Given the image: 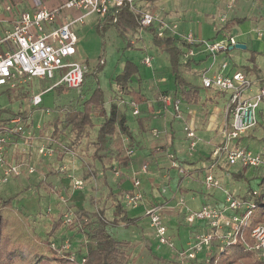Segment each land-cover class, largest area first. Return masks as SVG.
Instances as JSON below:
<instances>
[{
    "label": "rangeland",
    "instance_id": "1",
    "mask_svg": "<svg viewBox=\"0 0 264 264\" xmlns=\"http://www.w3.org/2000/svg\"><path fill=\"white\" fill-rule=\"evenodd\" d=\"M139 1L136 4L140 11L148 12L147 9H144L141 5L139 6ZM246 22L248 23V21ZM207 31L208 30L205 29V38H207ZM96 34L97 38L95 37V42L91 43V41H85L86 44H83V59L79 58L87 65L89 70L82 92L83 98L86 100L98 84L104 93L105 108L107 109L111 102H118L114 97L111 86L113 84V78L122 69L121 64H124L126 61H132L137 65L139 73H143L144 67L140 65L139 59L142 58L147 46H152L151 36L148 33H144L142 40L137 41L132 47H128L127 40L120 39L113 29L109 30L107 33L105 32L103 38L98 29H96ZM147 37H149L150 40L147 39ZM147 51V57L149 56L150 59L151 56L155 57L153 64L157 65L159 68H163V71H167V74H169L170 67L168 55L162 52L161 49H158V53H155L156 51L154 50L150 52L149 50ZM238 51L239 50H232L228 52H233L232 54L235 57ZM101 54L104 55L105 64L102 71L94 78L91 72L97 65L98 58ZM257 60L260 65L263 64L264 55L258 56ZM134 80H136V77H133V81ZM51 85L52 83L48 82L44 85V88L42 84H34L25 81L16 85L11 92L0 94L1 109H8L14 114L32 112V110L36 112L34 114L31 113L28 119L29 131L31 132L29 139L21 140L8 138V153L10 155L13 154L16 162L20 163V175H13L7 178L6 182L3 183L0 181V197L3 199L10 196L14 197V208L17 211L19 210V212L27 218V220L23 222L27 225L30 224L34 232L43 239H46V234L51 228V223L58 218V215L64 220L65 215L70 212H74V215H77L75 211L78 213L86 212L92 216V213L96 212V210L103 209L106 220H111L112 206L111 201L106 200L108 190L103 183V175L106 177L108 187H110L114 193L118 192L117 183L119 180H124V182L129 185H127V187L123 186L121 189H130L132 187L133 178L141 177L142 179L139 180L143 185V188L140 189L142 200L137 207L142 206L144 212L146 208L154 205H170V209H167L166 212L172 213L174 211L173 214L179 212V216L172 217L173 219L167 224L168 233L174 237L172 238L173 246H160L154 238V233L149 226L146 216L143 213H136L133 211V209L137 207L133 208L127 206L124 200L121 199L127 209L128 215L138 220L139 228L126 226L113 228L109 226L107 232L115 240H126L133 244H137L133 250L129 251L128 264H177V261H175L178 259V256L175 257L176 252L179 251V249H186L187 245L194 242L195 236L199 232L208 229L201 223V225H199V223L187 225L184 221L185 208L178 209L176 205L166 204V202L163 203L165 200L169 201L174 197V202L176 204V201L181 198L185 207L194 210L196 209L195 207L198 206V203L212 206V202L219 200L220 205L224 204L225 193H228L233 198L239 199L248 196L247 194L249 192L256 191L258 194L255 198L258 201L260 195H264V184L260 185L261 177L264 174L263 145L257 149H249L252 153L262 154V162L260 165L255 168H244L243 171H241V173L243 172L242 177L237 178L232 177L230 173H236L241 170L240 166L235 165L229 167L223 149L215 154L218 148L225 145L221 131H218L223 125V122H225V112H220L219 118L214 122V124L217 125L215 129H206L207 124L202 122V120L196 127L193 125L190 126L194 133L192 140L187 138L186 131L184 130L185 127L189 126V122L182 120L180 127H178L177 125L172 126L171 124L167 126L165 120H161V126L156 127L153 124L146 133L141 134L138 130H135V117H133L131 113H128V125L137 140H134L133 149L135 153L132 158L130 157L131 165L125 170L115 168L112 170L105 169V172H103L99 162L92 160V148L90 147L95 141L97 126L101 122L99 117H94V129L89 131L88 138L77 148H70L67 130L63 132L61 138L57 141L50 137L51 128L46 130L44 136L39 135L37 139L35 138V135L38 134L44 124L47 122L54 123L56 121H62V114L69 106H79L84 102L83 98L78 97V92L74 90L69 91V89L67 90L61 87L60 90L53 88L49 92L44 93L41 105L33 107L30 103V98L33 95L42 93ZM164 90H166L165 87L160 93ZM157 91L158 89L149 90L152 99H155V94H158ZM202 91L200 92L201 97L204 96ZM172 92L173 91H169V93ZM208 96L220 98L219 93L215 94L212 92L209 93ZM208 96L205 100H208ZM129 101H131V99H125L123 104L119 102V107L126 110V103ZM197 106L198 110H200L199 104ZM161 107H163V110L167 113H161L160 117H158L159 119L166 118L165 116L167 114L169 116V121H172L173 118L178 119V117H181L180 115L184 112V105L182 104L180 108H182L181 110H183V112L179 111L178 113L164 106ZM207 114L212 115L215 114V112H206V115ZM208 122H210V120ZM250 136L251 134L248 138H250ZM51 141H54L53 146L49 144ZM192 142L194 143L193 148L190 147V143ZM159 143L161 145H166L167 148L179 145V147H182V150L184 149L183 151H188V154L184 153L185 158L193 161H185L184 163H192L200 160L201 162L198 163L196 168L206 166L205 160L209 158L210 161L213 162L215 176L219 180L221 187L211 189L207 192L208 190L204 188L202 172L196 169L194 170V167H192V171L186 166L184 167L187 168V170L181 166L182 172L172 170L167 155V152L171 150H157V148H161L159 145L153 147ZM172 143L174 145H172ZM240 144L243 146H250L247 139L241 140ZM41 146L46 148L55 147L54 153L51 156L43 157L38 154V149ZM232 146V143H230L229 147L231 148ZM26 163L34 170L33 174L29 173ZM141 166H146L148 170L147 175H141L139 171ZM53 167L55 169H61L55 176H50V178H48L49 180L46 178V180L53 185V191L48 193L42 189H37V183L43 179L44 175ZM1 179L2 177L0 174V180ZM74 180L82 181L83 186L81 189L78 190L73 188ZM153 187H155V189ZM162 189L165 190L164 194L162 193ZM196 199L200 200L192 207L190 203L193 201L197 202ZM220 205H216V207L222 210L224 206L221 207ZM92 219L94 220V218ZM249 219L250 217L248 221ZM143 236L151 242L157 259L153 258L145 248L142 240ZM175 240L177 241L176 243ZM49 241L54 244L55 248L63 247L62 252H70L73 254L78 251L80 252L87 240L85 237L77 234L75 229L63 223L61 228ZM212 246H214L213 249L217 248L219 250L225 247V245L222 246L218 242ZM208 251H210V248L205 251V254H207ZM199 258L202 257L196 256V260H194L195 262L192 264H201V262L198 261ZM188 264H191V261H189Z\"/></svg>",
    "mask_w": 264,
    "mask_h": 264
},
{
    "label": "built area",
    "instance_id": "2",
    "mask_svg": "<svg viewBox=\"0 0 264 264\" xmlns=\"http://www.w3.org/2000/svg\"><path fill=\"white\" fill-rule=\"evenodd\" d=\"M139 0H67L61 6L49 9L42 0H27L22 7L18 0H0V94L10 91L16 85L32 80H40L52 83L42 93L33 95L30 103L33 107L40 106L42 96L58 86H64L81 94L82 87L88 74L87 65L77 57V35L74 29L76 24H81L84 18L95 14L103 19L110 8L127 4L129 9L139 14L137 23L141 29L155 27L157 18L150 12L137 10L136 3ZM67 11H79L81 14L75 19H68ZM158 31L168 29L156 26ZM184 42L191 45L184 55V61L192 60L196 55L215 58L225 55L229 48L237 44L233 37L226 35L216 36L207 40H198L193 34L173 33ZM161 34H159L160 36ZM142 64L151 67V59L145 57ZM201 87L213 93H223L227 97L225 108V122L221 135L225 145L218 148L215 154L221 149L224 150L226 161L229 167L239 165L246 168H255L262 162L261 153L234 147L233 143L238 139L247 137L257 126L264 127V75L258 81L248 73L233 69L227 61H223L220 70L201 80ZM159 102L165 108L175 113L180 111L181 101L170 94H161ZM132 116L139 115L138 105L132 100L127 102ZM186 136L193 139V129L185 127ZM20 134L28 139L31 132L20 117L10 121V125L0 131V174L2 183L11 176L20 175V166L12 164L8 153V136ZM126 148V154L132 156L134 151L128 146V139L122 136ZM232 143V147L229 145ZM194 147V143H190ZM53 149L41 146L38 154L43 157L51 156ZM171 167L182 172V168L169 156ZM63 169V168H62ZM29 173L34 170L29 168ZM142 173L147 172L146 166L141 168ZM204 186L207 190L220 188V182L215 176L214 166L211 165L205 170ZM133 191L123 198L127 206L136 208L142 200L140 192V181L133 178ZM81 180L73 181V188L81 189ZM162 193L165 190L162 189ZM256 191L252 192L255 196ZM176 208L184 209V221L187 225L202 223L208 229L199 232L194 242L187 245L186 249L176 252L177 264H188L211 248L212 244L220 243L222 246L235 244L242 238V228L247 224L251 216L253 203L233 198L225 193L224 207L218 209L216 206L204 205L197 210L185 207L180 198L175 204ZM222 207V206H221ZM167 206L154 205L145 209L149 226L154 233V238L160 246H173L172 236L168 233L167 220L164 211ZM75 215L73 212L65 215L64 224H71ZM254 240L253 250L257 252L258 258L264 262V220L253 228L250 234ZM54 245H52L53 247ZM54 248V247H53ZM73 258V256H72ZM83 262V260H81Z\"/></svg>",
    "mask_w": 264,
    "mask_h": 264
},
{
    "label": "trees",
    "instance_id": "3",
    "mask_svg": "<svg viewBox=\"0 0 264 264\" xmlns=\"http://www.w3.org/2000/svg\"><path fill=\"white\" fill-rule=\"evenodd\" d=\"M138 17L139 14L133 13L127 4L114 6L108 10L107 15L101 20V24L98 28L99 32L103 38L105 32L109 28H113L120 39L127 40L128 47H132L133 44L131 41L135 40L140 32L143 31L148 33L151 36L152 45L161 49L162 52L168 55L170 73L174 86L172 93H169L168 90H164L157 95L155 94V98L159 105L163 106L158 100L161 94H170L174 98L179 99L181 104L198 105L200 102V88L187 83L180 72V69L189 63L188 60L184 61L183 55L187 50H190L192 46L184 42L181 38L176 37L170 29H163L161 32L158 31L157 27L153 26L141 29L137 23ZM249 20L252 19L238 18L229 23L234 22L236 24H242ZM219 31L216 36H218ZM159 34L161 35L159 36ZM263 55L262 52H252L251 62H254L256 57ZM104 64V55L101 54L98 58L97 65L91 72L94 78L102 71ZM238 69L248 74L256 70L255 67H240ZM137 74L138 67L134 62H124L120 72L113 78V84L111 86L114 97L118 102H111L106 109L104 93L98 84L86 100H84L81 90V94H78V97L83 98L84 102L79 106H69L62 114V121H56L54 123L47 122L44 124L38 134L35 135V138L37 139L39 135L44 136L46 130L51 128L50 137L57 141L61 138L63 132L67 130L70 148H77L88 138L89 131L94 129L95 125L93 119L97 116L101 119V122L97 126L95 141L90 146L92 148V160L99 162L103 172H105V169L112 170L116 168L125 170L129 168L131 165V156L126 154L122 136L128 139V146L134 151V135L128 125L127 117L128 113L131 112L128 105L126 110L121 109L119 107V102L123 104L125 97H131V100L138 105L142 100L143 96L140 92H135L130 87L132 78ZM87 76L88 75H86V77ZM57 89H61V87L58 86ZM5 92L9 91L7 90ZM33 111L34 110H32V112L14 114L8 109L0 108V131L2 128L9 126L10 121L16 117H20L22 122L26 124V127H29L28 119ZM133 117L136 119L137 130L140 131L141 134L148 131L151 121L155 119L152 115L141 118L137 116ZM27 129L30 130L29 128ZM250 134L251 132L247 137L238 139L233 143L234 147H241L249 150L246 146L238 144V142L240 143L241 140L248 139ZM8 138L25 140L20 134H11ZM260 140L264 147V136ZM53 143L54 141L49 142L51 146L54 145ZM49 149L54 150L55 147ZM166 149V145L157 148V150L162 151ZM9 158L12 164L20 166V163H17L14 159L13 154L10 155ZM174 160L185 170H187V168L184 166L190 168V171H192V167H194V170L201 171L203 174V182L205 170L213 165V162H211L209 158L205 160L207 165L204 167L200 166L199 168H196V166L201 162L200 160L192 163L186 162V164L178 161L176 157ZM26 167H28V169L31 168L27 163ZM240 168L241 170L238 172L230 173L231 176L235 178L242 177L243 172L241 173V171L246 167L240 166ZM60 170V168H51V170L44 175L43 179L37 183V189H42L51 193L53 191V185L48 182V178H50V176H55ZM46 178L48 180H46ZM261 178L260 185L264 184V174ZM102 179L108 190L106 200L111 201L112 218L110 221L106 220L103 209L96 210V212L92 213V216L86 212L78 213L75 211L77 215H75L72 223L64 225L75 229L76 233L85 237L87 241L82 246L83 248H81L80 252L78 251L73 254L70 252H62L63 247L55 248V246H53V248L52 245L54 244L49 241L64 223L60 215L51 223V228L46 234V239H43L34 232L30 224L27 225L23 222L27 220V218L24 217L19 210L17 211L14 208V197L10 196L6 199L0 197V264H128L129 251L133 250L137 244H133L126 240H115L109 235L107 228L109 226L113 228L119 226L139 228L138 220L128 215L127 209L121 201L126 194L132 193L133 185L130 189H121L125 182L124 180H119L117 183L118 192L114 193L113 190L108 187L105 175H103ZM209 191L210 190L207 192ZM252 192H249L247 194L248 196L239 198L240 200L251 201L253 203L250 219L241 230L242 238L238 239L235 244H229L221 250L217 248L213 249L214 246H211L207 254H205V252L199 253L197 257H202L198 260L201 264H264V262L258 258L257 252L253 250L254 240L250 236L253 228L264 220V195H260L258 201L255 198L258 192L255 196L252 195ZM204 205L205 204L202 206ZM223 205L224 204H221L220 206ZM92 218H94V220ZM142 240L149 254L157 259L151 242L144 236ZM81 260H83V262ZM194 260H196V258L191 260V264L195 262Z\"/></svg>",
    "mask_w": 264,
    "mask_h": 264
},
{
    "label": "crops",
    "instance_id": "4",
    "mask_svg": "<svg viewBox=\"0 0 264 264\" xmlns=\"http://www.w3.org/2000/svg\"><path fill=\"white\" fill-rule=\"evenodd\" d=\"M18 1L20 2V5L22 7H24L27 2V0H18ZM42 1L47 8L54 9L61 6L67 0H42ZM140 5L144 7V9H147L148 12L156 16L157 23L155 24V27L156 26L166 27L170 29L172 33L175 32L181 34L191 33L198 40H207L208 38H210V36L211 38H214L217 35V32L220 30L218 36L226 35L227 37H233L237 43H241L246 46V49L244 51L239 50L235 57L232 54L233 52L232 53L228 52L225 55H219L215 58H210L207 56L202 57L201 55H196L192 60H189V63L187 65L183 66L180 69L181 75L184 78V80L193 86L199 87L200 92L203 90L202 92L204 93V96L202 97L200 96V102H199L200 110H198L197 105H186L182 103V105H184V112L183 110H181L182 108H180V112H183L180 115L181 117H178V119L173 118L172 121H169V116L167 114L165 116L166 118L163 119L158 118L160 117L161 113H167V112H165L163 110V107L159 105L156 98L152 99L150 97V92H149L150 89H158L157 92L160 93V91H162L164 87L168 91L174 90V86L171 80L172 76L170 73V68H169V74H167V71L164 72L163 68H159L157 67V65L153 64V60L155 58L153 56H151V60H152L151 67H146L145 65L142 64L143 58L147 57V53H148L147 50H149V52L154 50L156 51L155 53H158L157 51L159 48L153 45L147 46L146 50L144 51V54L142 55V58L139 59L140 65H143L144 67L143 73H139L138 70V74L134 76L136 77V80L133 81V78L131 80L130 87L132 88V90H134L135 92L137 91L140 92V94L143 96L142 100L138 104L139 115L137 117L141 118V117H146L148 115H152L155 117V119L151 121L149 128L152 127L153 124L156 127L161 126L162 123L161 120H165L167 126L171 124L172 126L177 125L178 127H180L182 120H184L186 122H189V126L187 127L191 128L190 126L193 125L194 127H196L197 124L202 120V122H205L207 124L206 129H215L217 125H215L214 122L216 121V119L219 118L220 112H225V108L228 102L227 97L223 93H219L220 98H213L212 96H208V94L212 92L205 90L201 87V80L205 76H209L213 73H217L220 70V66L223 61H227L228 64H230V66L233 69H238L240 67H248V68L255 67L256 69L255 72L249 73V75L253 78H256L258 81L261 79V77L264 75V63L260 65L257 60L258 57H256L254 62H251L252 59L251 53L252 52L264 53V0H144V1L140 0L139 6ZM136 8L137 10L140 11V9L137 7V4H136ZM80 14L81 12L79 11H67L66 16L68 19H75ZM238 18H251L252 20H249L248 23L245 22L242 24H236L234 22L229 23L230 21ZM101 20L102 19L98 18L95 14H90L84 18L83 23L81 24L78 23L74 26L78 39L77 42L78 58L83 59L82 57L84 56L83 44H86L85 41L86 42L91 41V43L96 41L95 39V37L97 38L96 29L99 28L101 24ZM111 29L113 28H109L106 31V33ZM205 29L208 30L206 33L207 38L204 37ZM144 33L145 32L143 31L140 32L139 36H137L135 40L131 41L132 44L135 45L137 41L142 40L143 39L142 36L144 35ZM147 39L150 40L149 37H147ZM237 60L239 61V64ZM122 66L123 63L121 64V67ZM30 82L34 84H42L43 86L48 83L36 79L29 81V83ZM59 87H63L67 89L64 86H59ZM207 96L209 98L208 100H205ZM125 99L128 100L131 99V97H125ZM206 112H215V114L206 115ZM34 113H36L35 110L32 114ZM209 120L210 122H208ZM223 126H224V122L221 128H219L218 130L219 132L222 130ZM262 127L263 126H258L251 132L250 138L247 139L248 143H250L249 144L250 146L245 145L248 149H257L263 145L262 141L260 140L264 136V127L263 128ZM27 128L29 127L27 126ZM135 130H137V124ZM134 140H136L135 136H134ZM238 144L240 143L238 142ZM157 145L163 146L164 144L161 145L159 143L153 147H157ZM172 145L174 144L172 143ZM167 149L171 150L170 152L169 151L167 152V155L170 163V168L174 171L176 170L171 167V161L169 158L170 155H173L174 158L176 157L178 161L183 163L185 161H193L185 158L184 153L188 154V151L186 150H185L186 152L183 151L184 149L182 150V147H179V145H174L172 148H167ZM142 167L143 166L139 168L140 172ZM147 172L146 173L141 172V175L145 176L147 175ZM137 179H142V178L138 177ZM127 185L128 184L124 183L122 187L123 186L127 187ZM155 187L153 188L155 189ZM141 188H143V185L142 182L140 181V189ZM123 189H127V188H123ZM196 200L197 202L193 201L190 203L192 207L196 203H198L200 199H196ZM174 201L175 198L172 197L169 201L165 200L164 202L163 201L160 202L163 203L166 202V204L175 205ZM202 205L203 204L198 203V206H196L195 208L199 209L200 206ZM211 205L219 206L220 201L216 200L212 202ZM167 209H170V205H167ZM166 210L164 212H165L167 224L173 219L172 217L179 216V212L177 213L175 212V214H173L174 211L172 213H168V211L166 212ZM133 211H135L136 213L144 214V208L142 206L133 209ZM199 225L201 224L199 223ZM176 242L177 241L175 240V243Z\"/></svg>",
    "mask_w": 264,
    "mask_h": 264
},
{
    "label": "water",
    "instance_id": "5",
    "mask_svg": "<svg viewBox=\"0 0 264 264\" xmlns=\"http://www.w3.org/2000/svg\"><path fill=\"white\" fill-rule=\"evenodd\" d=\"M245 49H246V46L244 44L237 43L234 46L230 47L229 51H232V50H242V51H244Z\"/></svg>",
    "mask_w": 264,
    "mask_h": 264
}]
</instances>
